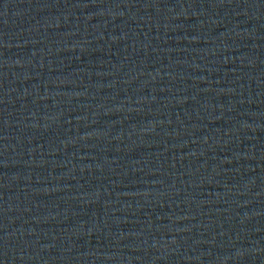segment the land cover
<instances>
[{"label": "water", "instance_id": "1", "mask_svg": "<svg viewBox=\"0 0 264 264\" xmlns=\"http://www.w3.org/2000/svg\"><path fill=\"white\" fill-rule=\"evenodd\" d=\"M0 264H264V0H0Z\"/></svg>", "mask_w": 264, "mask_h": 264}]
</instances>
